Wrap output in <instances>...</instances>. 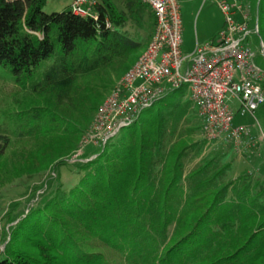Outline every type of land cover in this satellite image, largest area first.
<instances>
[{"label":"trees","instance_id":"trees-1","mask_svg":"<svg viewBox=\"0 0 264 264\" xmlns=\"http://www.w3.org/2000/svg\"><path fill=\"white\" fill-rule=\"evenodd\" d=\"M46 1L0 0V72L20 90L0 122V183L76 153L153 33L154 15L138 0L121 10L96 0V20L45 13ZM248 1L263 41L264 0ZM144 12L146 44L125 28ZM179 90L103 150H87L84 158L96 156L33 207L5 213L0 264H264V180L248 169L232 175L228 150L202 155L204 141L182 126L197 111ZM15 145L24 160L9 166ZM190 156L200 159L186 170Z\"/></svg>","mask_w":264,"mask_h":264},{"label":"built area","instance_id":"built-area-1","mask_svg":"<svg viewBox=\"0 0 264 264\" xmlns=\"http://www.w3.org/2000/svg\"><path fill=\"white\" fill-rule=\"evenodd\" d=\"M151 9L155 24L152 36L135 64L115 83L100 105L81 148L92 145L103 150L122 129L137 121L167 90L185 87L196 109L200 131L207 145L228 143L233 147L252 142L248 126L233 124L237 102L240 116L264 105V69L255 63L249 34H258L248 0H216L223 26L215 38L196 42L194 51H182V18L179 0H138ZM96 0H71L67 11L75 16L97 19ZM253 21V29L250 23ZM110 25L108 24V27ZM264 56V43L260 39ZM257 140L264 142V129L256 120ZM80 148V150H81ZM90 157L85 161H89ZM2 226L0 224V233ZM4 245L0 246V253Z\"/></svg>","mask_w":264,"mask_h":264},{"label":"rangeland","instance_id":"rangeland-1","mask_svg":"<svg viewBox=\"0 0 264 264\" xmlns=\"http://www.w3.org/2000/svg\"><path fill=\"white\" fill-rule=\"evenodd\" d=\"M118 10L124 9V0H110ZM212 0L206 1V7L214 6L211 4ZM71 0H47L45 5L43 6V11L45 13L52 12H63L68 10ZM203 0H197L195 3L188 0H181V18H182V40L184 46H193L195 43V25L198 20V32H201V26L204 17L206 15H210L212 19L216 13L211 10H204L200 13V7L202 6ZM198 4L199 7L196 9L193 6ZM253 17V13H251ZM253 21L250 23V29H253ZM263 26V25H262ZM126 30H128L129 34L143 42L147 43L149 39L150 28L148 25L147 14L144 12L139 15V20H129L126 25ZM263 41H264V32H263ZM247 40L249 41L250 47L252 51L255 52V63L264 69V56L260 52V37L259 35L252 30L249 34ZM264 43V42H263ZM145 46V45H144ZM139 56V55H138ZM137 56V57H138ZM121 78V77H120ZM116 78L113 80L115 83L120 79ZM113 85V84H112ZM113 85V86H114ZM111 88V87H110ZM110 92V89L105 93L107 96ZM180 90H167L164 96L157 101L152 107L144 109L141 112V118L146 116L152 109H155L159 106L160 103L179 95ZM20 96V90L18 86H16L11 79L8 78L7 75H4L0 72V122L5 120L3 116L6 112L11 111L13 108V101L18 99ZM106 98V97H105ZM234 109V121L235 125H246L250 128L251 133H258V128L256 125V120L260 123L261 127L264 129V105H262L254 114V117L250 114H245L244 116H240L237 112V102L231 104ZM6 115V114H5ZM3 116V118H2ZM182 126L185 128H190L189 136L192 137L193 140H203V152L202 155L208 154L212 151L216 150H228L230 153L229 159H232V175H237L241 170H249L251 173L259 176L264 180V142H256L255 146L249 144L247 146L242 147H229L228 143L223 144H214L207 145V141L203 139L201 132L199 130V122L196 118L195 112L188 115L185 122L182 123ZM128 128L122 129L114 138L109 141V144L116 141L122 135L126 134ZM188 135V134H187ZM257 137V136H256ZM80 141L78 145V149L76 153H73L71 157L59 159L54 165L52 164L47 170L40 171L34 174H22L17 178H14L10 181H6L4 183H0V224L2 226V232L0 233V246H5L8 240V228L10 224L7 223L5 216L8 212H12L11 216L17 215L19 212L27 211L28 208L33 207L39 200L44 197L51 186H54L59 180H68L73 178L74 172L76 171L75 164L78 161L86 162L85 160L88 158H84L83 155L87 150L96 152V147L92 145H87L83 148L82 142ZM174 141V140H173ZM252 145V146H251ZM255 147V148H254ZM81 148V150H80ZM251 150H255V155L260 154V156L256 155L255 157L248 156ZM24 151L21 149L19 145H15L10 149V153H8V164L9 166L18 165L24 160ZM93 155L92 157H95ZM200 157H188L186 159V170L192 169L198 162ZM63 160L68 161L69 165L58 166L59 162ZM6 168V166H5ZM6 213V214H5ZM2 218V221H1ZM13 222L12 224H14ZM108 255H110L111 259H113L117 263H121V257L112 251L111 249L107 251Z\"/></svg>","mask_w":264,"mask_h":264},{"label":"crops","instance_id":"crops-1","mask_svg":"<svg viewBox=\"0 0 264 264\" xmlns=\"http://www.w3.org/2000/svg\"><path fill=\"white\" fill-rule=\"evenodd\" d=\"M179 1L181 3V0H179ZM188 1H191V2L195 3L197 0H188ZM206 1L207 0H203L202 6L200 7V13H202L204 10L206 11V10L213 9V11H215L216 15L212 19L210 18V15H206V17H204L203 22H202V26H201V32H198V24H199V22H198V20L196 21V25L194 27L195 28V43H194V45L185 47L184 43H183V40H182V51H183V53L185 55H190V54L193 53L195 45H196V42L199 43V44H202V43H206L208 41L213 40L215 38L216 34L218 33V31L223 26L222 14L218 10V8L216 7V5L214 3L216 0H212L211 4L214 5V6H211V8L210 7H208V8L206 7ZM193 7L197 9L199 7V5L195 4V6H193ZM180 10H181V6H180ZM257 135H258V133H256V134L252 133L253 140L249 144H252L253 146H255V143L257 141L259 142V140H257V137H256ZM246 142H247V140L244 141V146L249 145V144L245 145ZM229 146L231 147L230 144H229ZM256 155L260 156V154H256ZM256 155H255V150H251L250 154L248 156L249 157L250 156L255 157Z\"/></svg>","mask_w":264,"mask_h":264}]
</instances>
